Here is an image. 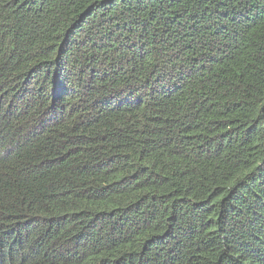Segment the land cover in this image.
<instances>
[{
	"label": "trees",
	"instance_id": "1",
	"mask_svg": "<svg viewBox=\"0 0 264 264\" xmlns=\"http://www.w3.org/2000/svg\"><path fill=\"white\" fill-rule=\"evenodd\" d=\"M0 264H264V0H0Z\"/></svg>",
	"mask_w": 264,
	"mask_h": 264
}]
</instances>
